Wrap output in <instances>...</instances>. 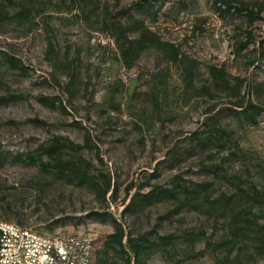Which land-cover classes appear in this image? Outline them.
Returning <instances> with one entry per match:
<instances>
[{
  "label": "rangeland",
  "instance_id": "374dc122",
  "mask_svg": "<svg viewBox=\"0 0 264 264\" xmlns=\"http://www.w3.org/2000/svg\"><path fill=\"white\" fill-rule=\"evenodd\" d=\"M136 1L0 0V97L25 98L0 107V154L10 159L40 153L54 138H63L83 147L81 155L92 164V174L109 176L118 187L115 201L105 205L88 188L56 181L35 167L7 162L0 169V222L44 235L96 233L100 242L94 247L91 264H95L101 241L113 232L109 220L91 214L109 211L117 217L135 193L133 189L125 196L124 191L134 180L163 188L176 183L190 187L211 183L213 198L230 195L238 184L264 191V114L257 127L242 128L226 111L229 105L224 94L184 104L179 97L178 68L167 66L155 50L145 52L131 71L117 63L113 40L102 31V22L118 17ZM221 1L225 0H165L155 21L148 14H132L161 40L180 46L184 56L198 62V88L209 84L208 69L214 66L230 79L244 80L245 93L247 86L254 88L249 99L264 104V60H258L257 51L264 41V11L261 21L247 26L242 16L219 12L216 8ZM230 1L264 9V0ZM21 9L31 12L30 23L17 26L5 20ZM46 23L53 31L60 61L63 63L67 55L78 66L80 88L71 98L61 91L65 77L54 74L45 57L50 36ZM248 31L253 43L238 56L236 47L245 41L244 32ZM7 57L20 60L28 68L27 77L9 70ZM151 93H157L160 102L155 113ZM41 96H58L69 102L71 115L38 105L36 98ZM214 103L217 108L213 114L222 111L216 124L233 133L234 142L219 154L211 146L200 149L190 143L191 135L202 132L208 117L213 116L207 111ZM140 116L145 117V123L138 121ZM35 119L45 126L28 122ZM174 151L181 157L170 165L167 159ZM42 160L46 158L42 156ZM175 206V202L165 201L125 214L126 231L133 237H173L175 246L170 255L154 253L144 264H178L186 255L187 234H203L213 241L222 236L221 222L216 224L190 210L165 219ZM202 249L203 244L196 243L195 251ZM181 264L214 263L205 254ZM249 264H264V258Z\"/></svg>",
  "mask_w": 264,
  "mask_h": 264
},
{
  "label": "trees",
  "instance_id": "16d2710c",
  "mask_svg": "<svg viewBox=\"0 0 264 264\" xmlns=\"http://www.w3.org/2000/svg\"><path fill=\"white\" fill-rule=\"evenodd\" d=\"M164 2L165 0H137L129 8L121 10L118 17L112 19L108 17L103 20L102 31L109 34L113 40L117 63L125 71H131L145 52L155 50L167 66L174 65L178 68L181 85L179 97L184 104L191 99L204 97L212 99L215 93L224 94L227 99L226 103L229 105L226 111L239 126L242 128L257 127L259 119L264 114V104L249 99V93L252 92L253 87L247 86L245 93L243 88H246L247 84L244 80L230 79L224 70L212 66L208 69L209 84L198 88L195 84L198 62L184 56L180 46L161 40L149 30L143 20L136 19L132 14L133 11L148 14L155 21ZM216 9L221 13L242 16L247 26L261 21L260 15L264 11L259 6L249 7L247 4H236L230 0L219 2ZM30 19L31 12L28 9H21L5 18L7 22L17 26L27 25L31 22ZM44 26L50 34L46 39L45 57L50 62L52 72L65 77L66 82L61 91L71 98L80 88L78 66L75 60H69L67 55L63 63L60 61L53 42V31L47 23ZM244 35L245 41L238 43L235 50L238 56L253 43L251 32H244ZM257 51L258 60H264V41L260 42ZM6 63L9 70L18 72L22 77H27L28 68L20 60L7 57ZM52 79L55 81L54 78ZM24 100L25 98L19 95L0 97V107ZM36 103L45 108L58 109L63 115H71L68 111V107H71L70 103L63 101L61 97L41 96L36 98ZM150 103L154 113L160 109L157 93L150 94ZM216 108L217 104L214 103L207 114H213ZM221 112L208 117V123L205 124L202 132L191 135L190 143L194 148L204 149L206 146H211L219 154L228 151L234 144L233 133L216 124ZM138 121L145 123V117L140 116ZM28 122L45 126L44 122L36 119ZM93 148L98 153L97 147L93 146ZM82 150L83 147L80 145L63 138H54L51 144L40 148V153L16 155L10 159L5 154H0V169L7 162L35 167L41 174L52 175L56 181L90 189L105 205L114 202L118 191L117 185L109 176L101 173L98 176L92 174V164L81 155ZM42 156L46 158L45 161L42 160ZM180 157L181 153L174 151L167 161L173 165L179 162ZM213 171L218 172L217 168ZM146 187L149 186L137 180L125 187V196L129 195L133 189L135 193L117 217L109 211L91 214L96 218L109 220L113 228V232L101 241L100 250L95 256V264H144L154 253L170 255L169 250L175 246L172 236L158 237L156 240H149L144 236L133 237L130 232L126 231L124 222L126 213H136L138 210L165 201L176 203L175 208L164 217L165 219L183 210H190L212 219L216 224L219 222L222 224L223 234L215 241L206 238L203 234H187L185 236L187 248L184 252L186 255L178 264L205 254L210 255L214 264H249L256 258H264V191L257 190L253 185L244 187L238 184L234 186L230 195L220 194L213 198L210 192L211 183L194 184L191 187L176 183L171 188L149 187L148 192L142 193ZM53 225H57V222ZM99 239L96 244L100 242ZM198 242L203 244V249L196 252L195 245Z\"/></svg>",
  "mask_w": 264,
  "mask_h": 264
},
{
  "label": "built area",
  "instance_id": "2783aa9c",
  "mask_svg": "<svg viewBox=\"0 0 264 264\" xmlns=\"http://www.w3.org/2000/svg\"><path fill=\"white\" fill-rule=\"evenodd\" d=\"M98 239L93 232L44 235L0 222V264H90Z\"/></svg>",
  "mask_w": 264,
  "mask_h": 264
}]
</instances>
